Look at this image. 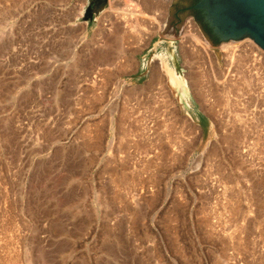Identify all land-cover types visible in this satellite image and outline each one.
Here are the masks:
<instances>
[{
    "label": "rangeland",
    "instance_id": "obj_1",
    "mask_svg": "<svg viewBox=\"0 0 264 264\" xmlns=\"http://www.w3.org/2000/svg\"><path fill=\"white\" fill-rule=\"evenodd\" d=\"M90 1L0 0V264H264V69L181 46L173 0L123 27L113 9L144 0L84 20ZM155 40L176 43L181 103Z\"/></svg>",
    "mask_w": 264,
    "mask_h": 264
},
{
    "label": "water",
    "instance_id": "obj_2",
    "mask_svg": "<svg viewBox=\"0 0 264 264\" xmlns=\"http://www.w3.org/2000/svg\"><path fill=\"white\" fill-rule=\"evenodd\" d=\"M178 1L173 0L171 3L166 27L167 33L174 5ZM91 3L92 7L89 5L85 10L84 20L91 19L92 15H97L106 4V0H91ZM195 8L201 12L203 22L217 39L210 43L211 45L249 38L264 51V0H198ZM179 17L181 24L176 33L170 35H176L182 27L185 15L181 13ZM198 27L201 29L200 26ZM203 35L206 38L204 33ZM176 69H178L179 78L183 81L180 92L185 97L188 93L187 84L181 69L178 66Z\"/></svg>",
    "mask_w": 264,
    "mask_h": 264
},
{
    "label": "bare ground",
    "instance_id": "obj_3",
    "mask_svg": "<svg viewBox=\"0 0 264 264\" xmlns=\"http://www.w3.org/2000/svg\"><path fill=\"white\" fill-rule=\"evenodd\" d=\"M134 1V0H133ZM161 1V0H160ZM168 0H163L162 1V3L164 4V2H167ZM137 2V1H136ZM148 2H150V0L148 1ZM138 3V2H137ZM137 3H135V6H137V5H139V3L137 4ZM16 4V3H15ZM137 4V5H136ZM140 4H141V2H140ZM150 4V3H149ZM142 7H143V10H145L144 8L146 7V12L145 11H143V10H136V9H134L133 7H130L129 6V4H127V3H125V5H124V7H123V9H119V8H115V9H113L114 10V12L115 13H118L119 14V19H121V23H123L122 24V27H123V25H125L126 23L127 24H132L133 22H136L137 21V24L138 23H140V22H138V20H140V18H144L145 17V15H147L148 13L147 12H149L148 11V4H147V1L146 0H144L143 2H142V5H141ZM151 6V5H150ZM150 10V9H149ZM147 13V14H146ZM70 15V14H69ZM148 16V15H147ZM160 16V15H159ZM118 17V16H117ZM67 18V17H66ZM139 18V19H138ZM148 18H149V16H148ZM117 19V18H116ZM151 21H153L154 19H156V17H155V15H154V17H151V18H149ZM188 21V20H187ZM132 22V23H131ZM110 23V22H109ZM134 24V23H133ZM132 24V25H133ZM141 24V23H140ZM139 24V25H140ZM188 24V25H187ZM186 25H187V27H185L184 28V25H183V27H182V40H181V42L182 43H180V44H182L181 46H184L185 47V45L186 44H190V46H193V45H191V44H194V46H196V45H198V46H200V47H202V48H204V49H206L207 50V48H209L210 46H209V44H208V42L206 41V38L204 37V35L201 33V31H200V29L198 28V26H196L195 24H193L191 21H189L188 23H187ZM112 25H113V23H111L110 24V26H109V29H110V31H109V33H110V35L112 36V40H114V39H116V41L117 42H119V39H120V37L119 36H121V34H119L121 31H120V28H118L119 26H117V27H112ZM119 25V24H118ZM158 25V24H157ZM129 26V25H128ZM128 26H125V27H127L128 28ZM130 27V26H129ZM134 28L133 29H136L135 28V26H133ZM140 27H141V25H140ZM145 27V26H144ZM147 28V27H146ZM108 29V30H109ZM129 29V28H128ZM139 29V28H138ZM137 30V29H136ZM148 30V29H147ZM135 31V30H134ZM129 32L130 31H128V33H127V37H128V34H129ZM132 32V31H131ZM136 32V31H135ZM138 32H141L140 30H138ZM137 32V33H138ZM108 33V34H109ZM122 33H124V35H125V32H122ZM133 33V32H132ZM129 36H130V34H129ZM135 36H137V34L135 35ZM119 37V38H118ZM124 37V36H123ZM131 37V36H130ZM125 38V37H124ZM133 38V37H132ZM132 38H127L128 40L129 39H132ZM180 38V39H181ZM118 39V40H117ZM134 39V38H133ZM126 40V39H125ZM188 43H187V42ZM246 41V40H245ZM117 42H115V43H117ZM129 43V42H128ZM132 43V42H131ZM253 43V42H252ZM122 44V43H121ZM130 44V43H129ZM133 44V43H132ZM254 44V43H253ZM253 44H251L250 42H240V44H235V42H233V41H227L226 43H223L222 45H221V49L223 50V51H225V53H226V51H227V53H228V55L229 56H234V54L236 53V52H240L241 53V55L243 54V56L246 58L247 57V55L245 54V52L246 51H248V58H249V61L251 62V64L250 65H254V63L256 64V63H259V66H261V64H263L264 65V53H262L261 51H260V49H259V47H257V46H255V45H253ZM102 45V44H101ZM123 45V44H122ZM193 46V47H194ZM183 47V48H184ZM186 47H188L187 45H186ZM129 48V47H128ZM190 49H192L191 47H189ZM194 48H198V47H194ZM244 48V50H242ZM118 49V48H117ZM130 49H131V47H130ZM181 49V48H180ZM133 50V49H132ZM185 49H182V55H183V59L187 62L188 61V59H189V57L186 59V55H185V51H184ZM198 50V49H197ZM197 50H196V52H197ZM131 51V50H130ZM134 51V50H133ZM202 51V50H201ZM255 52V53H254ZM132 53V52H131ZM203 53H204V50H203ZM208 53V52H207ZM118 54V53H117ZM200 54H201V52H200ZM237 55H239V54H237ZM237 55H235V56H237ZM240 55V57L239 58H241V59H239V60H242V58H243V56H241ZM116 57V56H115ZM238 57V56H237ZM123 58V57H122ZM193 58V57H192ZM251 58V59H250ZM200 59V58H199ZM111 60V59H110ZM234 60V59H233ZM238 59H237V61H239ZM125 61V64H121L120 65V67H122L121 68V70H125L126 68H129V67H131V63L129 62L130 60H124ZM184 61V62H185ZM231 61V60H230ZM115 63V62H114ZM188 63H190L189 61H188ZM81 64V63H80ZM195 64V63H194ZM83 65V64H82ZM156 65V64H155ZM187 65V64H186ZM189 65V64H188ZM115 66V65H114ZM119 67V66H118ZM125 67V68H124ZM119 69V68H118ZM161 69L165 72L163 75V78L165 77V84H166V86H167V88L169 89V91L171 92V94H172V96H173V98L177 101V103H181V101L183 100L182 99V96H181V92H180V90H181V85H182V79H180L179 78V76H178V69H176V70H170V69H168L167 68V66L166 65H164V64H162V66H161ZM257 69V68H256ZM258 69H259V67H258ZM116 70V69H115ZM127 70V69H126ZM153 71H154V69H152ZM260 70V69H259ZM150 72V71H149ZM155 72V71H154ZM154 72H152V76H151V82H153V81H155V80H157L158 79V77H159V74L157 73V69H156V72L154 73ZM258 72V71H257ZM162 73V72H161ZM236 73V72H235ZM260 73V72H259ZM113 74V73H112ZM120 74V73H119ZM200 74V73H199ZM198 74V75H199ZM229 74V73H228ZM239 76V75H238ZM254 76V75H253ZM105 77V76H104ZM193 78L192 76H189V78ZM200 77V76H199ZM245 78V80H246V77H245V75L243 74V79ZM251 78V77H250ZM161 78H159L158 80H160ZM158 80H157V82L156 83H158ZM205 80V79H204ZM230 81H231V79H229ZM258 80V79H257ZM199 81V80H198ZM248 81V80H247ZM264 81V80H263ZM192 82V81H191ZM190 82V83H191ZM196 83V82H195ZM247 83V82H246ZM148 84H150V82L148 83ZM192 85V84H191ZM241 85V84H240ZM259 85V84H258ZM199 86V85H198ZM262 86H264V85H262ZM146 87V86H145ZM148 88V87H147ZM147 88H146V90H147ZM204 88V87H203ZM200 89V88H199ZM211 89V88H210ZM210 89H209V91H210ZM144 90V89H143ZM148 91V90H147ZM162 91V90H161ZM160 91V92H161ZM132 92H134V91H132ZM166 92H167V89H166ZM212 92V91H211ZM253 92V91H252ZM142 93V92H141ZM147 93V92H146ZM154 93V92H153ZM158 93V92H157ZM210 93V92H209ZM133 94H135V93H133ZM137 94V93H136ZM152 94V93H151ZM145 95V94H144ZM134 96V95H133ZM147 96V95H146ZM155 96V95H154ZM161 96V95H160ZM169 96V95H168ZM258 96V95H257ZM99 98V97H98ZM131 98V97H130ZM158 98V97H157ZM218 98V97H217ZM223 98V97H222ZM262 99V98H261ZM130 100V99H129ZM146 100V99H145ZM149 101V100H148ZM229 101V100H228ZM231 102V101H230ZM164 104V103H163ZM230 104V103H229ZM252 104V103H251ZM161 108V107H160ZM260 109V108H259ZM154 112V111H153ZM168 113V112H167ZM170 113V112H169ZM174 113V112H173ZM166 114V113H165ZM167 116V115H166ZM243 116V115H242ZM252 116V115H251ZM256 116V115H255ZM259 119V118H258ZM172 120V119H171ZM174 121V120H173ZM224 121V120H223ZM165 122V121H164ZM159 123V122H158ZM180 123V122H179ZM251 123V122H250ZM145 124V123H144ZM171 124H173V123H171ZM181 124V123H180ZM221 124V123H220ZM257 124H258V122H257ZM227 125V124H226ZM244 126V125H243ZM253 126V125H252ZM255 126V125H254ZM150 127V126H149ZM160 127V126H159ZM261 127H263V126H261ZM167 129V128H166ZM184 129V128H183ZM180 133V132H179ZM262 133V132H261ZM173 134V133H172ZM252 134V133H251ZM223 136V140L224 141H226V142H238L239 141V139H240V137H242L239 133H238V131L236 132H234V133H230V134H226V135H222ZM147 137V136H146ZM263 138V137H262ZM146 139V138H145ZM242 139V138H241ZM245 139V138H244ZM162 140V139H161ZM184 140V139H183ZM175 142V141H174ZM191 142V141H190ZM244 142V141H243ZM253 143V142H252ZM157 144V143H156ZM238 145V144H237ZM259 145V144H258ZM178 147V146H177ZM264 147V146H263ZM241 148V147H240ZM262 149V148H261ZM243 150V149H242ZM263 151V150H262ZM235 152V151H234ZM261 153V152H260ZM215 157V156H214ZM181 158V157H180ZM243 161V160H242ZM240 164V163H239ZM218 166V165H217ZM210 167V166H209ZM220 169V168H219ZM263 170V169H262ZM213 173V172H212ZM222 173V172H221ZM261 173V172H260ZM228 175V174H227ZM226 175V176H227ZM258 176H260V175H258ZM223 177V176H222ZM257 177V176H256ZM261 177V176H260ZM245 178V177H244ZM243 179V178H242ZM219 180V179H218ZM227 180V179H226ZM264 180V179H263ZM249 181V180H248ZM256 183V182H255ZM254 184V183H253ZM257 184V183H256ZM226 192V191H225ZM257 193V192H256ZM255 193V194H256ZM248 194V193H247ZM235 195V194H234ZM256 199V198H255ZM257 203H258V200H257ZM259 203H261V204H259V205H261L262 207L264 206V203H263V201L262 202H259ZM232 204V203H231ZM228 206V205H227ZM234 207V206H233ZM232 207V208H233ZM231 208V207H230ZM259 209V208H258ZM237 210V209H236ZM260 211V210H259ZM263 211V210H262ZM232 213H233V211H232ZM241 233V232H240ZM10 261V260H9Z\"/></svg>",
    "mask_w": 264,
    "mask_h": 264
},
{
    "label": "flooded vegetation",
    "instance_id": "obj_4",
    "mask_svg": "<svg viewBox=\"0 0 264 264\" xmlns=\"http://www.w3.org/2000/svg\"><path fill=\"white\" fill-rule=\"evenodd\" d=\"M198 0H179L174 5V11L170 22L168 23L169 34L176 33V30L181 24L179 15L182 13L187 17H190V21L196 26H200L201 33L206 35V41L209 43L214 42L217 39L212 35L208 26L203 22L201 12L195 8V5ZM92 7L91 1L89 2ZM92 17V16H91ZM165 27V26H164ZM166 28V27H165ZM199 28V27H198ZM205 37V36H204ZM172 41V40H171ZM175 41L170 43L162 42L161 40L153 41L150 46L147 48L149 51L145 56V61L149 60L154 56L159 58V70L164 74L165 72L161 69L162 64L166 65L168 69L176 70L178 66V54L176 51ZM187 105V104H186Z\"/></svg>",
    "mask_w": 264,
    "mask_h": 264
},
{
    "label": "built area",
    "instance_id": "obj_5",
    "mask_svg": "<svg viewBox=\"0 0 264 264\" xmlns=\"http://www.w3.org/2000/svg\"><path fill=\"white\" fill-rule=\"evenodd\" d=\"M256 46V45H255ZM259 49H260V47H259ZM260 51L262 52V53H264V51H262L261 49H260ZM248 52V51H247ZM256 65L260 68V69H264V65H261V66H259V63H256Z\"/></svg>",
    "mask_w": 264,
    "mask_h": 264
}]
</instances>
